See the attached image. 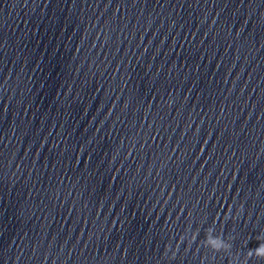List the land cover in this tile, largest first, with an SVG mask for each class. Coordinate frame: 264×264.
Returning <instances> with one entry per match:
<instances>
[{
	"label": "clouds",
	"instance_id": "clouds-1",
	"mask_svg": "<svg viewBox=\"0 0 264 264\" xmlns=\"http://www.w3.org/2000/svg\"><path fill=\"white\" fill-rule=\"evenodd\" d=\"M213 233L214 230L209 228ZM207 230V233L209 231ZM205 247L211 249L213 252H229L231 249V244L228 239L223 238L221 235H213L211 240H209L208 234L204 241ZM257 257L264 259V242L259 243L255 249H251L247 252V257Z\"/></svg>",
	"mask_w": 264,
	"mask_h": 264
}]
</instances>
